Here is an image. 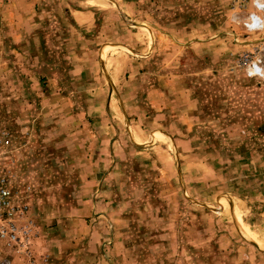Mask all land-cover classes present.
I'll return each instance as SVG.
<instances>
[{
  "label": "rangeland",
  "instance_id": "1",
  "mask_svg": "<svg viewBox=\"0 0 264 264\" xmlns=\"http://www.w3.org/2000/svg\"><path fill=\"white\" fill-rule=\"evenodd\" d=\"M231 0H0L15 264H264V30ZM257 64V63H256ZM263 77H264V67Z\"/></svg>",
  "mask_w": 264,
  "mask_h": 264
},
{
  "label": "built area",
  "instance_id": "2",
  "mask_svg": "<svg viewBox=\"0 0 264 264\" xmlns=\"http://www.w3.org/2000/svg\"><path fill=\"white\" fill-rule=\"evenodd\" d=\"M231 1L234 19H242L238 22L243 27L257 32L264 30V0ZM258 61L259 59L252 60L250 55H246L244 60L248 71L251 64L253 65L254 71H249L250 75L264 79ZM3 143V136L0 134V264H15L8 250L14 249L17 253L29 250L31 223L29 225L23 223L28 217L29 206L15 194L10 172L2 163Z\"/></svg>",
  "mask_w": 264,
  "mask_h": 264
},
{
  "label": "bare ground",
  "instance_id": "3",
  "mask_svg": "<svg viewBox=\"0 0 264 264\" xmlns=\"http://www.w3.org/2000/svg\"><path fill=\"white\" fill-rule=\"evenodd\" d=\"M248 29V28H247ZM249 30V29H248ZM251 31H255V30H251ZM260 67V66H259ZM261 69H262V67H260ZM262 71H263V69H262ZM9 250H14V249H9ZM16 251V250H15Z\"/></svg>",
  "mask_w": 264,
  "mask_h": 264
}]
</instances>
